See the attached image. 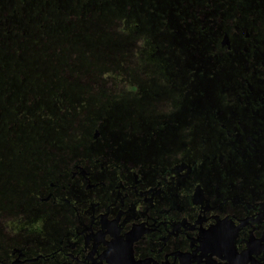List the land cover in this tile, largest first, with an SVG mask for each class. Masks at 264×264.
Listing matches in <instances>:
<instances>
[{
  "label": "flooded vegetation",
  "instance_id": "flooded-vegetation-1",
  "mask_svg": "<svg viewBox=\"0 0 264 264\" xmlns=\"http://www.w3.org/2000/svg\"><path fill=\"white\" fill-rule=\"evenodd\" d=\"M145 3L0 0V264H264V0ZM115 6L159 79L51 110Z\"/></svg>",
  "mask_w": 264,
  "mask_h": 264
},
{
  "label": "rangeland",
  "instance_id": "rangeland-1",
  "mask_svg": "<svg viewBox=\"0 0 264 264\" xmlns=\"http://www.w3.org/2000/svg\"><path fill=\"white\" fill-rule=\"evenodd\" d=\"M113 1L115 3L122 2V0ZM146 1L145 5H149L152 0ZM104 4L105 2H103V6ZM126 6L125 10H129L131 7L129 4ZM118 12L119 9L116 6L113 9L103 8L101 16H105L101 17L96 24H92L93 35H101V39H98L97 36L92 37L91 34H88L89 31L84 33L83 44L88 46L90 50H86L84 47L80 48L78 43L75 44L76 49H73L74 46L69 49L70 55H66L63 62L74 66L65 72L66 77L58 69V62L55 63L52 59L49 73L51 81L66 80L67 82L66 86L58 85L51 88V94H47L51 110L59 111L58 99L61 90H66L73 96L77 93L76 97L80 95L83 97H102L101 101L103 100L105 103L108 99L121 102L139 96V88L135 91L134 86H141L145 80H150L153 85V81L159 79L158 68H156L155 60L151 55L152 47L148 43L146 35L138 34L142 24L137 27L135 18L133 19L134 23L131 24L128 18L119 16ZM125 24L129 29L124 28ZM56 55L58 57V52ZM25 74L26 72H19L20 83ZM34 75H42V72H36ZM79 81H81L80 86H78ZM29 89H32L35 92L34 95L38 97L40 95L46 96L42 87H24L21 95L27 94ZM53 115L50 116L49 132L51 136L56 137L55 139L61 140L60 133L55 132V129H58L61 135L65 134L66 130L63 132L62 128L54 125ZM67 133L68 131H66Z\"/></svg>",
  "mask_w": 264,
  "mask_h": 264
},
{
  "label": "trees",
  "instance_id": "trees-1",
  "mask_svg": "<svg viewBox=\"0 0 264 264\" xmlns=\"http://www.w3.org/2000/svg\"><path fill=\"white\" fill-rule=\"evenodd\" d=\"M127 24H128V22H127ZM124 28H127V29H129V28H128V26H127L126 24H125ZM122 30H123V29H122ZM97 38H98V39H101V38H102V36H101V35H99V36H97Z\"/></svg>",
  "mask_w": 264,
  "mask_h": 264
}]
</instances>
